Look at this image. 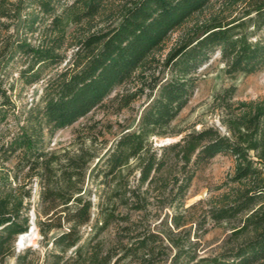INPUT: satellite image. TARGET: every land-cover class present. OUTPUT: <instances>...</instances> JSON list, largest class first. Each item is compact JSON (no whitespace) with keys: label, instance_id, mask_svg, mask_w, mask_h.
Masks as SVG:
<instances>
[{"label":"trees","instance_id":"trees-1","mask_svg":"<svg viewBox=\"0 0 264 264\" xmlns=\"http://www.w3.org/2000/svg\"><path fill=\"white\" fill-rule=\"evenodd\" d=\"M113 1L0 0V126L14 109L3 88L6 69L20 63L19 79L28 86L49 76L40 102L0 144L1 163L16 156L37 180L34 224L52 247L46 264H264V98L232 103L234 89H225L217 99L227 135L212 127L182 135L172 126L196 90L198 70L216 52L228 77L264 68V0ZM105 13L108 22L93 25ZM16 22L12 40L3 34ZM142 97L135 125L121 132L91 175L100 188L93 203L85 185L98 158L97 135L83 137L74 150L47 151L45 134L106 102L118 113ZM220 154L234 161L227 191L206 208L186 207L197 172ZM29 199L30 191L21 193L0 177V264L10 257L15 264H38L31 248L16 255L13 248L30 228ZM93 208V231L82 241ZM110 226L114 241L104 248L99 235ZM221 226L228 234L219 251L203 256L202 238L209 227Z\"/></svg>","mask_w":264,"mask_h":264},{"label":"rangeland","instance_id":"rangeland-1","mask_svg":"<svg viewBox=\"0 0 264 264\" xmlns=\"http://www.w3.org/2000/svg\"><path fill=\"white\" fill-rule=\"evenodd\" d=\"M116 5L119 1H113ZM107 14L97 18L93 25L102 27L106 24ZM19 23H10V29L5 36L11 37L12 40L18 37ZM74 27L71 26L67 29V34L72 35ZM4 33V32H3ZM180 35V32L174 33L166 45V49L172 46L174 41ZM35 37V36H34ZM73 50L70 48L66 51L69 59ZM64 65L57 68L60 69ZM20 63H13L10 65L3 78V88L7 90V95L10 98L14 109H10L8 119L0 126V144L9 141L17 132L21 125H23L24 112L30 107L40 102V97L49 76L37 82L34 85L28 86L23 84L18 76V71L21 69ZM224 65L220 61L219 53L213 54L210 59L198 70V83L196 90L190 99L186 108L180 113L178 118L173 122L172 126L176 131L185 133L191 131H199L203 128L212 127L218 130L221 134L226 133L223 125L224 112L220 108V102L217 99L219 95L223 94L225 89L233 87L234 92L231 102L238 101H253L264 98V68L250 75H235L228 77L223 72ZM56 71V70H54ZM134 86L128 85L114 91L109 99L117 93H122L126 90L133 89ZM146 99L144 97L133 102L128 109H124L118 113H113L111 104L103 109H97L91 112L84 119L79 120L70 127L55 131L51 135L45 134L44 148L47 151L60 150L69 148L70 150L76 149L80 144V139L83 137H95L96 141L93 143V148L96 149L97 159L91 164L85 189L90 191L93 203L97 202L99 195V180L92 179L94 169L100 163L107 151L111 148L114 141L118 138L123 130L131 128L135 125L137 117ZM110 128V131L107 129ZM91 132V134H90ZM102 132V136L97 133ZM81 135L80 138H76ZM92 135V136H90ZM177 138H164L155 139L156 146H161L170 142L178 140ZM85 146H89V139L85 140ZM19 158H10L7 162L1 163L0 161V177H8V181L13 188H20L23 191H30L29 211L30 228L26 234L28 238L21 243V247H16V240L13 244L15 255L19 254L26 248H31L34 252V258H37L38 264H46L47 257L50 255L52 247L50 243L43 242L38 235L35 227L34 210L39 206V188L36 179H30L27 176V168L18 165ZM234 170V161L230 156L217 155L210 164L203 170L197 172L196 177L191 183L187 199L185 201L186 207L193 204H199L198 209L201 207L206 208L208 202L214 200L219 195L227 191L229 184L228 178L232 176ZM227 184V185H225ZM218 189V190H217ZM124 213V209H120ZM98 210L93 208L91 210V222L82 227L80 234L82 241L88 239L92 234V226L97 218ZM33 226V227H32ZM32 227V228H31ZM228 234V226L209 227V232L202 238V255L210 256L219 251L224 237ZM53 232L49 237L55 236ZM115 228L110 226L107 230L99 235V239L103 242L104 248H108L114 241ZM20 237V236H19ZM71 252L68 253V255ZM4 264H15V257L7 258Z\"/></svg>","mask_w":264,"mask_h":264},{"label":"bare ground","instance_id":"bare-ground-1","mask_svg":"<svg viewBox=\"0 0 264 264\" xmlns=\"http://www.w3.org/2000/svg\"><path fill=\"white\" fill-rule=\"evenodd\" d=\"M29 234H23L20 237H18V239L16 240V247L20 248L21 247V243L26 240L28 238Z\"/></svg>","mask_w":264,"mask_h":264},{"label":"water","instance_id":"water-1","mask_svg":"<svg viewBox=\"0 0 264 264\" xmlns=\"http://www.w3.org/2000/svg\"><path fill=\"white\" fill-rule=\"evenodd\" d=\"M32 227H33V226H32ZM32 227H31V228H32Z\"/></svg>","mask_w":264,"mask_h":264}]
</instances>
